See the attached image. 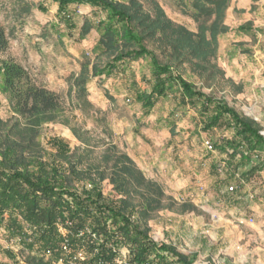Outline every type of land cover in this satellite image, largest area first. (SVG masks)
Segmentation results:
<instances>
[{
    "label": "rangeland",
    "instance_id": "rangeland-1",
    "mask_svg": "<svg viewBox=\"0 0 264 264\" xmlns=\"http://www.w3.org/2000/svg\"><path fill=\"white\" fill-rule=\"evenodd\" d=\"M159 2L174 23L197 32V22L182 14L176 3ZM57 11L58 5L49 0H0V29L8 40L7 48L0 50V117L25 123L4 72L6 64L19 66L60 101L56 120L40 128L38 140L47 160L55 152L50 140L61 138L78 169L90 173L105 168L103 157L116 146L164 187L167 208L149 221L155 241L197 255L194 264H264V171L243 181L226 163L228 155L214 145L232 137V131L218 127L205 132L199 112L181 106L177 90L145 110L136 97L152 88L146 59L121 64L109 78H92L87 89L93 108H80L76 92H70L73 76L101 52L100 32L93 28L83 36L81 28L85 20L97 23L106 14L74 4L68 7L71 19L65 21ZM247 22L252 31L238 32ZM225 24L230 31L219 36L216 57L224 76L203 79L189 65L181 72L205 93L254 119L264 133V0H232ZM207 140L212 151L205 148ZM232 163L237 166L238 161ZM84 185L91 187L89 180L76 184L79 189ZM101 186L106 196H115L109 179ZM20 250L0 231V264H28Z\"/></svg>",
    "mask_w": 264,
    "mask_h": 264
},
{
    "label": "trees",
    "instance_id": "trees-1",
    "mask_svg": "<svg viewBox=\"0 0 264 264\" xmlns=\"http://www.w3.org/2000/svg\"><path fill=\"white\" fill-rule=\"evenodd\" d=\"M49 1L58 5L57 15L65 21L71 19L68 7L74 4L106 14L97 23L85 20L81 28L83 36L93 28L100 32L101 52L94 62H83L73 76L70 92H76L80 108H93L87 89L92 78H109L121 64L146 59L152 88L136 97L145 110L177 90L181 106L190 105L199 112L205 132L218 127L232 131V137L214 146L228 155L226 163L240 172L243 181L264 171L260 124L225 99L205 93L181 72L189 65L203 79L224 76L216 57L219 36L230 31L225 18L232 0H170L197 22V32L174 23L159 0ZM237 31L249 34L252 23L240 25ZM7 45L5 31L0 29V50ZM4 72L25 123L0 117V231L21 246L28 264H194L197 255L182 253L151 235L149 221L167 208L162 184L148 178L116 146L104 155L105 168L90 173L78 169L61 138L50 140L55 152L47 160L38 138L41 126L56 120L59 98L34 84L19 66L6 64ZM236 160L237 166L232 163ZM105 179L113 186L114 197L104 194ZM85 180L91 187L79 189L76 184ZM47 251H52L50 257Z\"/></svg>",
    "mask_w": 264,
    "mask_h": 264
},
{
    "label": "built area",
    "instance_id": "built-area-1",
    "mask_svg": "<svg viewBox=\"0 0 264 264\" xmlns=\"http://www.w3.org/2000/svg\"><path fill=\"white\" fill-rule=\"evenodd\" d=\"M204 145H205V148H206L207 150H209V151H212L213 148H214V146H213V144L211 143L210 140L205 141V144H204ZM229 190L234 191V187H233V186L229 187ZM64 248L66 249V247H64ZM51 254H52V251H47V252L45 253L46 257H50ZM59 264H62V262H60Z\"/></svg>",
    "mask_w": 264,
    "mask_h": 264
},
{
    "label": "crops",
    "instance_id": "crops-1",
    "mask_svg": "<svg viewBox=\"0 0 264 264\" xmlns=\"http://www.w3.org/2000/svg\"><path fill=\"white\" fill-rule=\"evenodd\" d=\"M142 171L144 170V168L142 167V166H139V165H137ZM218 196H219V194H218ZM218 198V197H217ZM227 200V199H226ZM181 252V251H180ZM183 253V252H182Z\"/></svg>",
    "mask_w": 264,
    "mask_h": 264
},
{
    "label": "water",
    "instance_id": "water-1",
    "mask_svg": "<svg viewBox=\"0 0 264 264\" xmlns=\"http://www.w3.org/2000/svg\"><path fill=\"white\" fill-rule=\"evenodd\" d=\"M264 135V133H262Z\"/></svg>",
    "mask_w": 264,
    "mask_h": 264
}]
</instances>
